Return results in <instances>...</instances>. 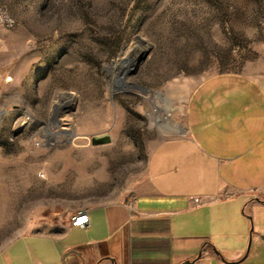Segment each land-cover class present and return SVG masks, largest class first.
Listing matches in <instances>:
<instances>
[{"label":"rangeland","instance_id":"obj_1","mask_svg":"<svg viewBox=\"0 0 264 264\" xmlns=\"http://www.w3.org/2000/svg\"><path fill=\"white\" fill-rule=\"evenodd\" d=\"M0 73L3 253L145 192L202 81L264 78V0H0Z\"/></svg>","mask_w":264,"mask_h":264},{"label":"crops","instance_id":"obj_2","mask_svg":"<svg viewBox=\"0 0 264 264\" xmlns=\"http://www.w3.org/2000/svg\"><path fill=\"white\" fill-rule=\"evenodd\" d=\"M85 211L88 226L74 213L61 236L18 238L0 264H264V78L202 81L187 133L151 153L146 191Z\"/></svg>","mask_w":264,"mask_h":264},{"label":"built area","instance_id":"obj_3","mask_svg":"<svg viewBox=\"0 0 264 264\" xmlns=\"http://www.w3.org/2000/svg\"><path fill=\"white\" fill-rule=\"evenodd\" d=\"M198 202V200H195ZM89 225V217L86 211L77 212L76 215L72 218L73 227H85Z\"/></svg>","mask_w":264,"mask_h":264},{"label":"bare ground","instance_id":"obj_4","mask_svg":"<svg viewBox=\"0 0 264 264\" xmlns=\"http://www.w3.org/2000/svg\"><path fill=\"white\" fill-rule=\"evenodd\" d=\"M140 58L141 57H134L133 59H132V61H131V63H130V65H129V67H127L126 69H125V72L123 73L124 75L125 74H127L129 71H132L133 69H135V68H137V66H138V63H139V61H140ZM1 115H2V113H0ZM3 116V115H2ZM169 121H171L170 123H172V120L171 119H168ZM167 121V120H166ZM175 127L179 130V131H185V127L183 126V125H181V124H179V125H177V124H175ZM83 211H85V210H81V211H79V212H83Z\"/></svg>","mask_w":264,"mask_h":264},{"label":"water","instance_id":"obj_5","mask_svg":"<svg viewBox=\"0 0 264 264\" xmlns=\"http://www.w3.org/2000/svg\"><path fill=\"white\" fill-rule=\"evenodd\" d=\"M110 142V136L108 134H102L98 136L92 137V144L93 145H102ZM190 264V263H185Z\"/></svg>","mask_w":264,"mask_h":264}]
</instances>
